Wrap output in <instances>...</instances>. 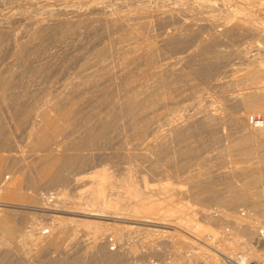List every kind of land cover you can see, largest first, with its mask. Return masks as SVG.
Segmentation results:
<instances>
[{
  "label": "bare ground",
  "instance_id": "6f19581e",
  "mask_svg": "<svg viewBox=\"0 0 264 264\" xmlns=\"http://www.w3.org/2000/svg\"><path fill=\"white\" fill-rule=\"evenodd\" d=\"M225 3L0 0V264H231L235 246L264 257V222L238 215L253 203L264 217V122L248 126L264 111V45L251 42L264 43L251 6L264 14V0ZM241 63L254 86L236 93L220 74ZM226 113L239 131H224ZM222 218L242 243L211 226ZM80 227L83 250L48 255Z\"/></svg>",
  "mask_w": 264,
  "mask_h": 264
},
{
  "label": "rangeland",
  "instance_id": "374dc122",
  "mask_svg": "<svg viewBox=\"0 0 264 264\" xmlns=\"http://www.w3.org/2000/svg\"><path fill=\"white\" fill-rule=\"evenodd\" d=\"M56 2V0H51V2ZM215 3H217L218 5H220V6H222V4L223 3H225V6H229V5H232V2H233V5L230 7V8H234V7H236V6H234V5H238V3H237V0H217V2H216V0H213ZM219 2V3H218ZM223 2V3H222ZM229 2H230V4H229ZM25 4V5H24ZM27 4V5H26ZM29 3H23L22 4V6L24 7V6H26V7H24V8H27V7H29V6H32L31 4H29ZM21 5H19L18 7H16L17 9L18 8H21L22 7ZM34 7H36V5H33ZM32 6V7H33ZM252 6V8H253V10H255L256 12H255V14H259L261 17H264V14H262L260 11H258V9H257V7L256 6H253V5H251ZM22 7V8H23ZM257 9V10H256ZM208 14V13H207ZM207 14H206V12H202L200 15L202 16V17H205V16H207ZM256 20V19H255ZM255 20H252V21H254L255 22ZM262 39V40H261ZM261 39H259V38H254V39H252V40H254V41H251L252 42V44L254 45V46H256V45H264V43L262 42L263 41V38H261ZM255 42V43H254ZM238 60V59H237ZM244 59L242 58V60L241 59H239L238 61H243ZM245 62H247L248 63V61L247 60H245ZM243 63H244V61H243ZM247 63H245V65H243L242 63L240 64V67H238V68H235V72H234V70H232V71H228L227 73L226 72H224V67H223V72H221V74H220V77L222 76H224L223 77V79L225 80V78L226 79H228V80H226V81H228L229 82V79H232V80H230V82L232 81V84L229 82H226L228 85H226V83L225 84H223V85H226L225 86V88L226 89H231V91H235V90H238L239 92H241L242 90H244L248 85H249V83H250V85H253L254 86V84H252L253 82L251 81V79L250 80H248V81H251V82H248L247 81V79H243L242 77H243V72L245 71V67H247ZM255 64H258L257 62L255 63ZM260 64V63H259ZM258 64V65H259ZM263 64V63H262ZM222 70V69H221ZM230 72V73H229ZM223 73V74H222ZM226 73V74H225ZM227 74L229 75V76H227ZM233 74V75H232ZM228 78H227V77ZM230 77V78H229ZM236 78V79H235ZM241 78V79H240ZM243 79V80H242ZM259 78H257L256 80H258ZM260 79H261V77H260ZM258 80V81H255V79L253 80V81H255V84L256 83H259L260 81V83L259 84H257V85H255V86H258V85H261L262 84V81L264 80L263 78L261 79V80ZM239 82H238V81ZM234 82L236 83V84H234ZM243 82H245V83H243ZM238 83H239V85H238ZM241 83V84H240ZM231 84V85H230ZM227 86H229V88H227ZM230 86H232V88L230 87ZM245 87V88H244ZM235 88V89H234ZM233 89V90H232ZM215 90V91H214ZM217 90V91H216ZM220 91V88L219 89H212V90H210V93H211V97L214 99V98H216V100L214 99V102H215V104L216 105H222V103H224V101H223V99H222V97H221V93L219 92ZM236 92V91H235ZM236 93H238V92H236ZM213 95H215V97L213 96ZM218 95V97H216ZM219 98V99H218ZM221 99V100H220ZM220 100V101H219ZM223 101V102H222ZM220 102V103H219ZM226 111V110H225ZM237 111H240L241 112V109H239V110H237ZM227 112V111H226ZM240 112H239V114H240ZM238 113V112H237ZM250 113V112H249ZM224 114H225V112H224ZM227 115H226V117L228 118V116H229V119L230 120H232V123L231 122H229L230 120H228L226 117V119H225V121L226 122H229V124H231V126H228L227 125V128L224 130L225 132H227V130H228V132H236V131H239V128H237V126H236V124H234L233 125V120H235V118H234V116L232 115V114H229L228 115V113H226ZM234 114V113H233ZM235 116H238L237 114H236V112H235V114H234ZM251 116H262V117H264V111H259V112H253L252 113V115ZM231 117H232V119H231ZM234 123H237V122H235L234 121ZM252 122H250L249 124H248V126L251 124ZM252 126V124L249 126V127H251ZM228 127H230V128H228ZM233 127H234V129H233ZM232 128V129H231ZM230 129V130H229ZM236 130V131H235ZM17 134V135H16ZM15 134V137H16V140L19 142L18 144H20V143H22V146H25V144L27 143V137H26V135H24V134H18V133H16ZM23 135V136H22ZM21 136V137H20ZM25 137V138H24ZM18 138V139H17ZM22 138V139H21ZM26 139V140H25ZM215 148H217V150L216 149H214L213 150V153H218V152H216V151H225V149H223V146L222 145H220V144H217V147H215ZM219 148V149H218ZM257 156V155H256ZM228 158L232 161V162H229L228 163V166H232L233 165V167H234V169L236 168V167H238L239 165H242L243 164V166L244 165H246V163L247 162H239L238 161V159L236 158V156H232V155H228ZM232 158V159H231ZM234 159H236V160H234ZM253 161L256 159V157L253 159V158H251ZM250 159V161H252ZM257 160V159H256ZM235 162V163H234ZM238 162V163H237ZM234 163V164H233ZM237 163V164H236ZM241 163V164H240ZM245 163V164H244ZM236 164V165H235ZM124 165H126V164H122V165H120V166H118V167H114V168H111V170H112V172H114L113 174H114V177H115V179L117 180V181H120V180H122L124 177H125V170H124ZM232 167V168H233ZM99 168H100V166H99ZM143 175V173H139V172H136V174H135V176H136V179L137 180H141V176ZM141 177V178H140ZM152 182V181H151ZM150 182V183H151ZM153 183V182H152ZM61 188V186H53L52 188H50V192H53V191H58L59 189ZM70 192V191H69ZM79 192H81L80 190H74V191H71L70 193H69V195H70V198H72V199H78L79 198V196H80V193ZM75 197V198H74ZM18 202V200H14L13 202ZM243 205H244V207H243ZM242 206H240L239 207V213H238V215L239 216H241L240 218L245 222V220H247V219H250V220H252L254 223H255V225H261L263 222H264V217L261 215L260 216V210H261V208H260V205H255V204H253V203H246V204H243ZM254 207H253V206ZM194 206H196V207H199V205H197V204H195ZM215 208H216V206H215ZM214 208V209H215ZM219 209V208H218ZM241 209V210H240ZM244 209V210H243ZM248 210V211H247ZM243 211V212H242ZM250 211V212H249ZM219 211H216V213H218ZM220 213V212H219ZM44 214V213H43ZM243 216H242V215ZM248 215H249V217H248ZM15 216V215H14ZM13 216V217H14ZM17 216V215H16ZM15 216V217H16ZM245 216H247V217H245ZM33 218L35 219V220H41L42 219V222H44V218H45V215H42L41 213H38V214H34L33 215ZM46 219V218H45ZM226 223V224H225ZM261 223V224H260ZM215 225H217V226H215ZM211 226L213 227V228H215L216 230H219V231H224V232H228V234H226V237H227V239H226V242H228L229 244H231V245H234L235 246V244H237V243H242L243 242V240H245V235H243V234H240V233H237V234H235L234 235V232H233V224H232V222H230L228 219H227V221H226V219H221V221L219 222V223H211ZM226 226V227H225ZM220 229H219V228ZM81 229V230H80ZM78 233V234H77ZM221 234V233H220ZM236 235H237V237H236ZM257 234L256 233H254L253 234V236H254V238L252 239V240H254V241H256V236ZM71 236V237H70ZM70 237V238H69ZM81 237V238H80ZM83 237V238H82ZM136 237V238H135ZM135 237L132 239V241L134 240V242H136V241H138L140 244H138V246L140 247V245H141V248H143L144 250L145 249H147L148 247H149V245L151 246L153 243H150L149 244V242H146V239H145V237H143V235L142 234H138V236L137 235H135ZM142 237V238H141ZM232 237V238H231ZM61 238H63V239H61V241H62V244H60V246H58V247H53L50 251H49V253H48V255L49 256H55V255H57L58 253H60V255L62 254V255H64L65 253H64V249L67 247V248H69L68 250H69V252L70 251H72L73 249H75L76 248V245L74 244L75 242H76V240L77 241H79L80 243H81V245L79 246V248L78 249H80V250H83L84 248V245L86 244V243H88L89 241H91V239H92V237H91V233L90 232H88L86 229H84V228H82V227H80L79 229H78V231H76L75 232V234L74 233H72V232H70V233H66V234H62V237ZM73 238V239H72ZM75 238V239H74ZM113 238V239H112ZM136 239H140V241L139 240H136ZM69 240V241H68ZM81 240H82V242H84V243H82L81 242ZM75 241V242H74ZM142 241V242H141ZM231 241V242H230ZM262 241L263 240H261L259 243H257V242H254V244H255V246H257V249L259 250V249H261L262 248V245H260V243H262ZM74 242V243H73ZM108 242L110 243L109 245H110V247H113V246H115L116 245V240H115V238H114V236H108ZM112 242H115V244H112ZM137 242V243H138ZM146 242V243H145ZM221 242V241H220ZM219 242V243H220ZM223 242H225V240H223ZM142 243H144V245L142 244ZM66 245V246H65ZM142 245H143V247H142ZM148 245V246H147ZM64 247V248H63ZM75 247V248H74ZM240 248V249H239ZM232 249H233V258H234V260L232 261V263L231 264H264V257H259L258 255H256V254H253L252 252H250L249 251V249H247V248H244L243 249V247H232ZM239 249V250H238ZM55 250V251H54ZM61 250V251H60ZM76 250V249H75ZM238 250V251H237ZM246 254L245 256H244V254ZM235 255V256H234ZM251 255V256H250ZM170 256V254H168V257ZM242 256V257H241ZM263 258V259H262ZM151 259H155L156 260V257L154 258V257H152ZM133 260V259H132ZM132 260H130V261H132ZM42 264H44V263H42ZM45 264H47V263H45Z\"/></svg>",
  "mask_w": 264,
  "mask_h": 264
},
{
  "label": "built area",
  "instance_id": "2783aa9c",
  "mask_svg": "<svg viewBox=\"0 0 264 264\" xmlns=\"http://www.w3.org/2000/svg\"><path fill=\"white\" fill-rule=\"evenodd\" d=\"M261 120L262 122H264V117L262 116H250V122L252 123H256V121Z\"/></svg>",
  "mask_w": 264,
  "mask_h": 264
}]
</instances>
